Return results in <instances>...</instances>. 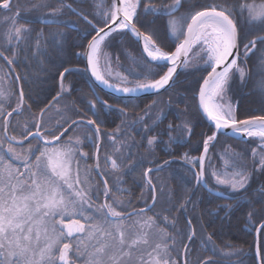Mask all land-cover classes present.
Segmentation results:
<instances>
[{
  "label": "snow or ice",
  "instance_id": "snow-or-ice-1",
  "mask_svg": "<svg viewBox=\"0 0 264 264\" xmlns=\"http://www.w3.org/2000/svg\"><path fill=\"white\" fill-rule=\"evenodd\" d=\"M184 2L185 0H172L171 4L163 9L151 3L142 5L141 0H112L107 8H103L101 3L97 5L100 10L94 13V16L100 17L103 26L93 23L82 12L77 13L95 31L86 46H81L84 51L77 53L86 57L87 66L84 71L89 72L99 84L126 95L158 92L161 89L167 90L166 86L173 81L178 68L189 67V53L198 47L204 64L209 69L198 89V108L214 128L213 133L203 140V153L207 154L210 144L217 140L223 130L228 129L237 135L259 138V149L264 153V116L238 120L227 100L233 77L243 80L245 67L242 64L257 48L258 42L264 45V35L249 39V33L246 31V27H256L260 32H264V0L261 3H256L255 0L251 3L248 0H240L231 6L207 5L190 11L187 15L174 16V13L184 6ZM32 6L37 9L49 8L48 15L52 17L63 15L65 9L76 11L71 4H66L63 0H58V6L55 7L49 5L47 0H36ZM12 8V0L0 2V9L12 11ZM140 8L146 13L159 14L163 11L170 17L166 27L168 34L177 41L174 50H165L161 43L154 39L153 34L141 32L137 28L135 21L138 18L137 10ZM18 16L19 11L5 18L10 21L9 27L0 33V36L7 45L19 46L27 43L33 31L27 26L30 22L19 24ZM55 22L54 20L53 23ZM118 31L131 33L138 41H142L146 65L162 64L166 71L158 78L145 75L135 80L116 74L118 83L110 82L113 74L107 70L110 65L108 58L102 53V45L108 37ZM52 35L57 47H62L60 38L65 34L58 30ZM44 39L43 30H40L35 41L37 51ZM7 51L12 52L11 58L4 55V51H0V57L12 65L17 52L11 48ZM76 70L64 67L59 72L61 92L70 91L64 84L65 74ZM16 79H20L18 74ZM8 95L9 93L0 88V101L6 102ZM155 103L156 101H153V104ZM101 104L104 107H112L107 101H101ZM24 107L23 88L20 89L19 99L11 111H6L4 104L0 103L4 131V136L0 137V264H181L171 256L175 238L165 228L160 227L153 216L147 215V209H133L129 212V205H124L119 197H110L112 190L108 187L107 179L103 181L105 201L95 206V215L90 213L94 205L90 194L89 169L85 167L82 173L79 160L76 159L77 155L86 158L88 154L81 151L82 141L79 137L75 140L68 137L66 141H62L61 137L73 125L86 124L99 139L101 127L97 120H65L63 124L58 121L55 128H48L43 119L46 110L41 109L38 115L32 114L29 106L31 127L25 122L19 137L8 135V117H12L13 112L22 114ZM90 107L95 108V102H90ZM148 107L151 108L152 105ZM118 110L127 114L126 109ZM165 118L163 112L159 113L153 125L145 126V131H155L159 122ZM142 121L143 117H140L137 122ZM177 129L187 137L192 134L191 123L185 121L180 125L169 122L162 135H168L169 140H173L175 138L172 133ZM119 131L117 128L109 135V139L115 152L123 157L121 147L128 146L117 145L116 133ZM146 138L149 147L157 142L156 135ZM25 141H28L27 146ZM32 141L36 142L35 147ZM98 153L97 143V169L100 168ZM252 154L257 156V149H253ZM128 159L131 161L132 157L129 156ZM183 159L193 168L199 164L200 171L194 173L195 181L199 184L204 177L203 156L195 160L185 153ZM105 163L110 164L111 169L115 171L121 169L117 159L112 156H105ZM168 163L169 161H164V164ZM128 166L132 167V164L129 163ZM257 167L264 170V155H259ZM152 172V168H145L143 178L152 193V204L155 205L157 189L149 175ZM211 175L218 185L226 186L234 192L246 191L250 179L249 174L244 171H213ZM260 203L264 204V190ZM225 207L230 209L232 205ZM252 215V211L247 213L249 221ZM188 223L190 226L191 221ZM260 228H264V224H261ZM195 235V230H190L186 239L190 241ZM206 240L211 242L212 235L208 234ZM187 248L188 245L184 244L185 254ZM257 253L259 254V248ZM183 264H187L186 259ZM197 264L217 262L210 255L198 260ZM261 264H264V261H261Z\"/></svg>",
  "mask_w": 264,
  "mask_h": 264
},
{
  "label": "trees",
  "instance_id": "trees-1",
  "mask_svg": "<svg viewBox=\"0 0 264 264\" xmlns=\"http://www.w3.org/2000/svg\"><path fill=\"white\" fill-rule=\"evenodd\" d=\"M19 1L28 5L36 0H13L12 4L15 5ZM48 2L53 7L58 6V0ZM63 2L71 4L76 11L65 9L63 15L56 17L48 15L49 8L45 9L47 14L43 17L37 14L40 9L28 8L20 11L17 22L19 24L30 22L27 26L33 29L31 36L27 43L19 46L5 45V43L1 46L0 51H4V55L9 58L12 57V52L7 49L11 48L17 52L12 65L0 57V64L10 74L13 83V94L5 109L11 111L16 106L21 88L24 91L25 101L23 113L18 115L13 112L10 117L8 133L19 137L23 123L28 122L31 127L32 116L29 113V106L31 113L38 115L41 109L51 104L45 112L43 117L45 119L52 107L65 97L72 105L70 109L73 114L72 120L88 118L97 120L100 124L99 156L101 161H104L106 153L113 151L112 157L116 158L121 165L120 171L113 170V177L107 180L112 190L110 197H119L124 205H129L128 211L139 210L150 204L152 193L149 188L146 191L147 185L143 178V170L149 167L154 168L150 176L153 184L156 185L157 201L147 211V215L153 216L157 224L175 238L176 243L171 253L181 264L184 244L188 245L187 253L184 254L187 264H197L198 260L210 255L217 264H258V257L264 261V228L260 229L258 245L256 243V230L264 222V204L260 203L262 190H264V170L257 167L259 155H262L259 149L260 141L253 137L234 139L218 135L217 140L209 146L208 153L205 155L206 184L212 191H219L233 198L217 196L203 188L200 183L197 184L192 165L183 159L185 153L189 158H198L203 151V140L213 133V129L203 120L196 105L195 94L198 92L202 78L209 70L203 64V59L197 68H183L170 86L174 89L172 94L178 102L180 115L185 116L184 113H187L185 117L191 123V136L187 137L179 129L172 133L175 138L173 140H169L168 135H162L169 122L180 125L175 117L166 116L168 100L162 101L161 106L158 107L163 110L166 118L159 122V127H156L155 131L146 132L145 126H151L155 122L153 121L154 114L151 113L153 111L147 109L153 98L135 99L139 106L137 110H129L130 108L123 106L127 111L126 115L116 109H107L96 100L90 87V78L84 71L85 56L77 54L84 51L81 46H86L95 34L94 29L77 15V12H82L93 23L103 26L100 17L94 16L97 12V0H63ZM171 2L172 0H141L142 5L151 3L161 9ZM239 2L240 0H185L184 6L174 13V16L187 15L190 11L199 10L202 6L213 4L231 6ZM248 2L251 3L252 0ZM255 2L261 3L262 0H255ZM111 3L112 0H105L106 7H109ZM194 5L197 7L193 8ZM137 12L138 18L135 21L137 28L141 32L153 34L154 39H157L165 50H174L177 41L168 34L166 27L170 17L163 11L159 14L146 13L143 8H140ZM54 20L55 23H53ZM40 30H43L45 39L41 41L40 49L37 51L35 41ZM58 30L65 34L60 38L62 47H57L53 42L52 34ZM246 31L249 33V39L264 35V32H260L256 27H246ZM102 53L108 57L115 71L128 76L130 80L140 79L145 75L158 78L166 71L162 64L159 66L154 63L150 66L146 65L138 41L126 31H118L108 37L102 45ZM242 66L245 67V76L243 80L233 77L227 97L236 106L235 115L238 120L264 116V45L258 42L257 48L249 54ZM64 67L77 69L65 74L64 84L70 88V91L66 93H62L59 87V72ZM17 74L20 76L19 80L16 79ZM99 94L103 100L111 101L110 98H114L102 92ZM170 95V91H165L158 96L164 99ZM90 102H95V108L90 107ZM140 117H143V121L137 122ZM58 121L63 124L65 120L52 119L49 128H55ZM79 126H84L94 138L96 137L90 126L86 124H79ZM77 127L73 125L69 128L61 140ZM117 128L120 129L119 133H116L117 145L128 146L121 147L123 157L115 152L114 145L109 139V135L113 134ZM85 134L87 135L88 132ZM152 135L157 136V142L149 147L146 137ZM97 143L98 139L97 141L94 139L93 142L85 141L82 147V151L88 154L84 159L90 165L95 163ZM253 149H257L258 155L255 157L252 154ZM224 151L231 152L232 161L249 174L250 179L246 191H229L218 185L212 177L211 171L224 166L221 159ZM129 156L132 157L131 161L128 159ZM164 161H169V163L164 164ZM129 163L132 167L128 166ZM101 183L103 185V182ZM181 205L184 206L181 207ZM226 205H232V207L229 209L225 207ZM249 211L253 212L251 221L247 216ZM188 221H191L190 226ZM199 225L206 235H212V241L209 243L212 248L203 244L199 236L195 235L190 241L186 239L190 230ZM178 247L179 252L176 249ZM258 248L259 254L257 253ZM233 261L237 263H232Z\"/></svg>",
  "mask_w": 264,
  "mask_h": 264
},
{
  "label": "rangeland",
  "instance_id": "rangeland-1",
  "mask_svg": "<svg viewBox=\"0 0 264 264\" xmlns=\"http://www.w3.org/2000/svg\"><path fill=\"white\" fill-rule=\"evenodd\" d=\"M48 1L49 0H47V3L49 4ZM35 2L36 1L28 3V5L23 4L20 1L16 2L15 5H13L12 11H7V10L0 9V33L5 32L6 29L9 27L10 21L8 19H5V18L13 16V14L15 12H17V11H19V13H20V11H22L23 9H28V8H32V9H35V10L40 9L39 10L40 12L37 13L38 16L39 17L45 16L47 14V11L45 10L46 8H38V9L37 8H33L32 5ZM101 3H102V7L103 8H107L105 6V0H97L96 5L101 4ZM99 10L100 9L97 8V11H99ZM3 45H4L3 37L0 36V49H1V46H3ZM202 59H203L202 58V54L200 53L199 48L198 47L194 48L192 50V52H190V55H189V67L188 68H197V67H199L200 64L202 63ZM102 62H103V58H102ZM108 63L110 65V68L107 69V70H110L112 72V74H113L110 82L118 83V81L116 80V74H121V73L118 72V71H115L111 67L109 59H108ZM0 77H2V79H0V88H2L5 92L9 93V95L7 96V101L6 102L5 101H0V103L4 104V108H5L7 102H9V100L11 99V96L13 94V91H12L13 83H12V78H11L10 74L6 71V69L1 64H0ZM65 86L68 88L67 85H65ZM66 92L67 91H64L62 93H66ZM154 100L155 99H153L150 102V104H149V105H152V107L151 108L147 107V109H148V111H150V110L153 111L151 113H153L154 117L157 118V115L159 113L163 112V110L158 109V107H156V105L153 104ZM227 100L231 103V101L228 99V97H227ZM159 103H161V101ZM231 105H232V107L234 109V112H235V106L232 103H231ZM71 106L72 105H71L70 101L67 98H65V97L62 98L60 101H58L52 107V109L47 113L46 118L44 119V122H45L46 126L49 128L50 120H52V119H63V120H69V121L72 120L73 119V114H71V111H70ZM8 121L10 122V117H8ZM2 128H3V117H0V129H1L0 130V137H3ZM85 132H88V134L86 135ZM68 137H73V140H75L76 137H79V139L82 141L81 151H82V147H83L85 141L93 142L94 139L97 141V139H96L97 137L94 138L92 133L90 134L88 129L84 128V126L83 127L78 126L75 130L70 132L69 135L66 138H64L62 141H66ZM257 139L259 140V138H257ZM260 143H259V145H260ZM24 144H25V146H27L28 142H24ZM32 145H33V147H35L36 146V142L32 141ZM16 147L19 148L18 145H16ZM0 151H2V150H0ZM112 154H113V151H111L109 153H106L105 156H112ZM98 155H99V153H98ZM262 155H264V153H262ZM9 158H10V154H9ZM232 158H233V156H232L231 152L228 153V152L224 151V153H222V156H221V159L223 161L222 163H223L224 166H222L221 169H216L214 171H216V172L227 171L228 173H232L233 171H243V169L240 166H238L234 161H232ZM76 159L79 160V164H80V168H81V172L82 173H83L85 167H87L89 169V177H88V179L90 181V194L92 195V203L94 205L93 209L90 210V213L95 215V206L103 204V200L105 199V197L103 195L104 184L102 185V183H101L102 181L99 180L100 179L99 173L105 179L108 180V178H110L111 176L113 177V175H112L113 169H111L110 164H105V158H104V161H101L100 156H99V164H100V168L99 169H97L95 167V163L90 165L89 163H86L85 159L81 158L79 155H77ZM194 159L197 160L198 158H194ZM226 161H227V164H226ZM14 163H16L17 165L19 164L18 161H14ZM211 172H213V171H211ZM221 186H223V185H221ZM223 187L227 188L226 186H223ZM227 190L232 191L229 188H227ZM146 191H148V186L146 188ZM110 196H111V194H110ZM109 202H111V199H110ZM127 210H129V208ZM194 230H195L196 236H199V239L203 242V244L209 245L210 242H208L206 240V236L207 235L205 234L203 228L199 225V226H196V228ZM176 249H177V252H179V247L176 248ZM171 256H172V253H171ZM172 258L174 260H177L176 257L172 256Z\"/></svg>",
  "mask_w": 264,
  "mask_h": 264
},
{
  "label": "water",
  "instance_id": "water-1",
  "mask_svg": "<svg viewBox=\"0 0 264 264\" xmlns=\"http://www.w3.org/2000/svg\"><path fill=\"white\" fill-rule=\"evenodd\" d=\"M13 1V0H12ZM176 13V12H175ZM139 42V45H140V48H141V51H142V41H138ZM143 53V52H142ZM144 55V54H143ZM189 55H190V53H189ZM86 66H87V61H86V57H85V68H86ZM183 69V67H180V68H178V70H177V74L173 77V81L172 82H170V85H168V86H166V89H168L170 86H171V84L174 82V80L176 79V77H177V75L179 74V72L181 71ZM88 73V75H89V77H90V79H91V85H92V87H93V90H94V92H95V94H96V96H97V99H100V97L98 96V94H97V90L96 89H98V90H100V91H102V92H104V93H107V94H109V95H111V96H114V97H118V98H123V99H135V98H146V97H152V96H155V95H158V94H160V93H162V92H164V91H166L165 89H161V90H159L158 92H156V91H148V92H138V93H135V94H124V93H121V92H119V91H116V90H114V89H111V88H108V87H106V86H104L103 84H99L98 82H96L95 81V79L90 75V73L89 72H87ZM197 95H198V93H197ZM197 106H198V98H197ZM46 110V109H45ZM198 111H199V113L201 114V116L203 117V119L205 120V122L208 124V125H210L212 128H213V125H212V123L210 122V121H208V119L203 115V113L199 110V108H198ZM254 118V117H253ZM247 119H252V118H247ZM244 120V119H243ZM213 130H214V128H213ZM221 135H225V136H228V137H231V138H247V136H242V135H237V134H234L230 129H228V130H223L221 133H220ZM62 138V137H61ZM100 147V146H99ZM203 156V158H204V156H205V154L203 153V151H202V153H201V155H200V158ZM95 159H96V155H95ZM203 166H204V159H203ZM198 171H200V166H199V169H198ZM198 171H196V172H198ZM99 177L101 178V180H102V182L105 180V178L99 173ZM201 183V185L203 186V188H205L206 190H209V191H211L210 189H209V187L207 186V184H206V182H205V180H204V177H203V180L200 182ZM214 194H216L217 196H220V197H224V198H232L231 196H228V195H226V194H223V193H220V192H213ZM104 201H105V199H104ZM103 201V202H104ZM154 205L152 204V201H151V203L148 205V206H146V207H144V209H147L148 211L153 207ZM262 224H264V222L262 223ZM259 229H260V226H259ZM259 229L257 230V232H256V238H257V245H258V237H259ZM185 253H183V255H182V264H183V261L185 260V255H184ZM258 264H261V260H260V258L258 257Z\"/></svg>",
  "mask_w": 264,
  "mask_h": 264
},
{
  "label": "flooded vegetation",
  "instance_id": "flooded-vegetation-1",
  "mask_svg": "<svg viewBox=\"0 0 264 264\" xmlns=\"http://www.w3.org/2000/svg\"><path fill=\"white\" fill-rule=\"evenodd\" d=\"M89 84H90V87L92 89L91 81L89 82ZM92 91H93V89H92ZM167 91H170V94H171L170 96L171 97L169 96L168 98H164V99L162 97L160 98L159 96L152 97L153 99H155L154 101H156V103H155L156 107L161 106L162 101L168 100V103L166 102L167 103V109H168V113H167L166 116L170 115V116L175 117L180 122L178 124H182L183 122L188 121V119L185 117L186 114H187L186 112L184 113L185 116L183 114L180 115L181 112H179V111H181V110H179V106H177L178 102H176V100L174 98V94H172V91H174V89L172 87H170ZM197 93L195 94V96H196V105H197ZM110 100L111 101L105 100V101L108 102L109 105L112 106L111 108L106 107L107 109H110V110L111 109L118 110V109H122V108L124 109L123 106H125L127 108H130L129 110H137V108H139V106H137V103H136L135 99H123V98L114 97L112 99L110 98ZM101 101L102 100H99V102H101ZM160 101H161V103H159ZM197 109H198V106H197ZM77 119H80V120H83V121L90 120L88 118L87 119L77 118ZM153 121H156V117H154V116H153ZM108 133L110 134V131H108ZM197 167H198V164L196 165L195 168H193V166H192L193 175L195 173V170L198 169ZM152 169H154V168H152ZM149 175H151V173Z\"/></svg>",
  "mask_w": 264,
  "mask_h": 264
},
{
  "label": "bare ground",
  "instance_id": "bare-ground-1",
  "mask_svg": "<svg viewBox=\"0 0 264 264\" xmlns=\"http://www.w3.org/2000/svg\"><path fill=\"white\" fill-rule=\"evenodd\" d=\"M95 164H96V162H95ZM104 201V200H103Z\"/></svg>",
  "mask_w": 264,
  "mask_h": 264
}]
</instances>
